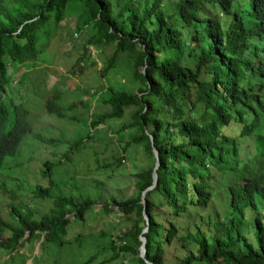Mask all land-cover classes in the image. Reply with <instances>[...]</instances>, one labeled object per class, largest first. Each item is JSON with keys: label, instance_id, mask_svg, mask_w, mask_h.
Instances as JSON below:
<instances>
[{"label": "trees", "instance_id": "trees-1", "mask_svg": "<svg viewBox=\"0 0 264 264\" xmlns=\"http://www.w3.org/2000/svg\"><path fill=\"white\" fill-rule=\"evenodd\" d=\"M114 3L116 14L110 0H0V163L30 130L22 103L5 94L7 67L34 59L41 32L48 33L51 22L54 32L59 31L66 8H73L77 11L74 29L79 33L89 29L74 61L78 71L85 66L79 61L89 44L112 43L100 74L118 53H124L131 76L139 82L134 92L110 89L109 97L102 100L109 111L89 120L94 127L132 106L127 125L135 132L120 148L141 144L151 158L150 164L132 173L129 195L114 200L131 224L116 234L127 241L112 245L113 254L126 251L140 264H148L137 254L143 209L148 218L143 232L148 261L164 264V248L179 238L183 246L192 244L196 251L185 254L180 264L193 260L264 264V224L255 202V196L264 199V134L258 131L260 126L264 130V0H177L172 13L164 12L162 0ZM45 106L61 115L53 98H47ZM8 107L12 118L7 127ZM149 135L158 164L156 182L145 191L142 207L140 193L152 181L154 164ZM121 160L122 155L114 159L115 164ZM44 165L48 184L38 187L39 196H49L53 186L48 163ZM213 169L227 179L221 181L225 210L220 218L214 212L208 214L209 201L214 195L219 198L212 185ZM91 203L87 197L76 201L69 194L56 195L53 208L37 221L25 219L11 207L17 221L12 224L0 217V246L13 250L18 239L37 237V230L45 231L43 240L64 235L67 214L81 218ZM247 206L255 211L256 245L240 229ZM102 208L108 209L107 203ZM189 214L193 221L183 224L187 228L178 233L179 217ZM5 229L10 234L2 238ZM25 231L28 234L23 237ZM89 258L75 264H87Z\"/></svg>", "mask_w": 264, "mask_h": 264}, {"label": "rangeland", "instance_id": "rangeland-1", "mask_svg": "<svg viewBox=\"0 0 264 264\" xmlns=\"http://www.w3.org/2000/svg\"><path fill=\"white\" fill-rule=\"evenodd\" d=\"M110 1L116 14L114 0ZM176 1L162 0L164 12H174ZM76 12L66 8L63 28L60 26L54 32L56 26L51 22L49 32H41L34 59L24 65L7 67L9 81L5 94L22 103L30 130L23 133L14 152L5 155L0 163V217L15 224L17 219L14 220L16 216L10 209L14 207L25 219L40 220L53 208L56 195L69 194L76 201L87 197L92 203L81 218L73 217L72 212L67 214L64 235L43 240L45 231L37 230V237L18 239L13 250L10 246H0V264H75L89 257L87 264H140L130 253L118 250L114 255L112 249V245L120 246L127 241L116 238V234L131 224V219L116 209L114 200L128 196L132 173L151 163L141 144L130 143L126 149L120 148L135 132L127 125L133 107H124L120 116L107 118L94 127L89 124L96 114L109 111L108 103L102 100L109 97L112 89L134 92L139 82L131 76L132 68L124 53H118L113 64L100 74L114 48L112 43L89 44L79 61L85 66L78 71L74 61L82 52L89 29L84 28L80 33L74 29ZM66 39L70 42H65ZM50 97L60 106L61 115L47 111L45 101ZM11 118L8 107L7 127ZM258 131L264 134L262 126ZM120 155L121 162L115 164L114 159ZM44 162L48 163L53 185L49 196L36 194L39 186L48 184L43 175ZM212 172L214 193L219 198L214 195L209 201L208 214L214 212L220 218L225 210L221 181L227 179L216 169ZM255 202L264 224V199L255 196ZM104 203L108 209L102 208ZM254 215L255 211L247 206L240 229L256 245ZM192 218V214L179 217L178 233H184L187 227L183 224L193 221ZM9 234L5 229L2 238ZM191 246H183L179 238L173 239L163 250L164 264H180L185 254L196 253ZM191 264L206 263L193 260Z\"/></svg>", "mask_w": 264, "mask_h": 264}, {"label": "water", "instance_id": "water-1", "mask_svg": "<svg viewBox=\"0 0 264 264\" xmlns=\"http://www.w3.org/2000/svg\"><path fill=\"white\" fill-rule=\"evenodd\" d=\"M141 70H143V67L141 68ZM149 140H150V145H151V151H152V155L154 158V164L151 170V176H152V181L151 183L146 186L140 193V202L142 203V207H144V193L146 190H149L153 187V185L156 182V172H155V167L158 164V157H157V151L155 149V147L152 144V139L151 136L149 135ZM141 215L144 219V225L141 228L139 234H138V239H139V245L137 246V250H138V256H140L141 258H143L144 262L148 263V264H155L152 261H148L145 257H144V253H145V247H144V242H145V236L143 235V232H145L147 230V224H148V218L147 215L145 213V211L142 209L141 211Z\"/></svg>", "mask_w": 264, "mask_h": 264}]
</instances>
